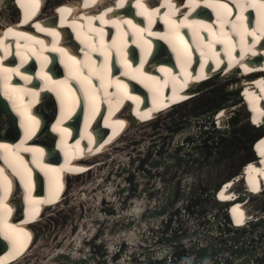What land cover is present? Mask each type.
<instances>
[{
	"label": "bare ground",
	"instance_id": "1",
	"mask_svg": "<svg viewBox=\"0 0 264 264\" xmlns=\"http://www.w3.org/2000/svg\"><path fill=\"white\" fill-rule=\"evenodd\" d=\"M57 1L0 0V264L23 262L47 239L39 222L71 196L73 181L105 166L130 129L186 107L173 117L180 123L217 83L241 93L264 125V0ZM228 112L218 108V127ZM258 137L257 158L216 200L245 186L264 194V132ZM61 152L69 168L54 165ZM249 201H235L234 226L253 214Z\"/></svg>",
	"mask_w": 264,
	"mask_h": 264
},
{
	"label": "rangeland",
	"instance_id": "2",
	"mask_svg": "<svg viewBox=\"0 0 264 264\" xmlns=\"http://www.w3.org/2000/svg\"><path fill=\"white\" fill-rule=\"evenodd\" d=\"M19 15L16 13V17ZM217 85L210 97L199 100V106L191 109V115L183 117L184 120L180 123H175L173 117H177L181 111L187 112L186 107L177 115L174 111L171 115L164 112L161 115L163 119L159 117L148 123L138 133H134L136 127L130 129L124 139L119 144L116 143L118 148L115 153L110 155L113 152H107L109 156H105L106 159L103 160L105 166L99 164L100 168L72 182L69 193L71 196L64 204H60V209L49 212L37 224L43 227L42 231L47 239L40 240L26 256L28 259L25 257L23 262L17 264H113L114 256L124 254V250L129 247L126 244L136 246L140 233L134 229L144 225L142 211L150 205L149 202H153L154 207L159 204L165 207L166 203L170 204L181 194L177 174L186 180L182 173L192 171L201 188L211 191L220 185L219 190L241 173L250 159L257 158L254 146L264 125L258 128L253 123L251 113H254L246 105L248 100H242L241 93H222L220 88L223 86L220 83ZM217 91L221 92L220 95ZM249 101L253 107L252 101ZM50 103L54 104L53 101ZM233 104L236 106H231ZM217 105L220 106L216 107ZM226 106L229 110V124L218 129L214 119L218 121L223 111L217 118L216 112L218 108ZM253 140V150H250ZM204 147L205 152L201 150ZM69 177L73 179V176ZM168 193L171 194L166 196ZM249 199L256 207L252 212L256 213L254 216L263 217L264 194L250 196ZM212 202L216 201L211 196L201 200L203 206ZM157 212L159 213L158 210ZM134 217L135 226V222L131 221ZM251 226H256L255 234L263 239L255 244H258L256 249H264V219ZM252 232L249 229L243 230L248 241L247 247L250 245ZM64 236V242H59ZM250 248L252 251L246 253L230 252L234 264H242L256 256L264 264V252L255 253L251 245ZM199 254L201 255V251ZM135 255H132L128 264H142Z\"/></svg>",
	"mask_w": 264,
	"mask_h": 264
},
{
	"label": "built area",
	"instance_id": "3",
	"mask_svg": "<svg viewBox=\"0 0 264 264\" xmlns=\"http://www.w3.org/2000/svg\"><path fill=\"white\" fill-rule=\"evenodd\" d=\"M192 173H182L186 180L177 174L181 194L172 201L169 210L166 208L164 213L158 214L157 210L161 211L164 207H161V204L154 207L153 202H149L150 205L142 213L144 225L134 229L140 233L135 242L137 247L126 244L129 247L124 250L125 256L123 253L118 258L114 256L113 264H128L135 254L142 264H234L230 256L233 251L246 253L252 251L251 245L255 253L264 252V249H256L263 239L255 234L256 226H251L261 221L262 217H255L254 213L251 214L247 209L249 218L244 225L238 227L234 226L229 216L235 201L241 200L238 196L243 191H237L238 195L235 194L229 201L216 200L218 188L204 191ZM210 196L216 202L203 206L201 200ZM246 200L249 198L241 202ZM132 216L138 218L135 214ZM135 217L131 221L135 222ZM135 225L136 222L133 226ZM246 229L253 231L249 247L243 234ZM259 259L261 258L257 256L255 259L249 258L250 261L245 260L242 264H262Z\"/></svg>",
	"mask_w": 264,
	"mask_h": 264
},
{
	"label": "clouds",
	"instance_id": "4",
	"mask_svg": "<svg viewBox=\"0 0 264 264\" xmlns=\"http://www.w3.org/2000/svg\"><path fill=\"white\" fill-rule=\"evenodd\" d=\"M215 120V119H214ZM222 127V126H221ZM221 127H219L218 129H220ZM224 127V126H223ZM262 127V126H261ZM261 127H258V128H261ZM252 128H253V126H252ZM257 128V129H258ZM264 131V130H263ZM263 131L262 132H260L259 134H261V133H263ZM255 140V139H254ZM254 140L251 142V144H250V150H253V148H252V143L254 142ZM220 186V185H219ZM219 186H218V188H219ZM243 189V190H242ZM242 189H241V191H244L243 193H241L240 194V196H238V198H241V200L240 201H243L244 199H246L247 197L249 198L250 196H261V195H263V194H254V193H252V192H249V190H248V188H247V186H245L244 188L242 187ZM248 190V191H247ZM248 210L249 211H251V209H249L248 208ZM145 211V210H144ZM144 211H142L143 213H144ZM141 212V213H142ZM262 219H264V214H263V217H262ZM119 257V256H118ZM118 257H115V258H118Z\"/></svg>",
	"mask_w": 264,
	"mask_h": 264
},
{
	"label": "flooded vegetation",
	"instance_id": "5",
	"mask_svg": "<svg viewBox=\"0 0 264 264\" xmlns=\"http://www.w3.org/2000/svg\"><path fill=\"white\" fill-rule=\"evenodd\" d=\"M205 148H206V147L201 148V150H202L203 152H205V151H206ZM187 162H188V161H187ZM168 205L171 206V205H172V202H171L170 204H167V203H166V206L164 207V209H162L161 211H159L158 214H162V213H164V212L166 211V208L168 209V208L170 207V206L168 207Z\"/></svg>",
	"mask_w": 264,
	"mask_h": 264
},
{
	"label": "trees",
	"instance_id": "6",
	"mask_svg": "<svg viewBox=\"0 0 264 264\" xmlns=\"http://www.w3.org/2000/svg\"><path fill=\"white\" fill-rule=\"evenodd\" d=\"M206 254V253H205Z\"/></svg>",
	"mask_w": 264,
	"mask_h": 264
},
{
	"label": "water",
	"instance_id": "7",
	"mask_svg": "<svg viewBox=\"0 0 264 264\" xmlns=\"http://www.w3.org/2000/svg\"><path fill=\"white\" fill-rule=\"evenodd\" d=\"M1 101V100H0Z\"/></svg>",
	"mask_w": 264,
	"mask_h": 264
}]
</instances>
